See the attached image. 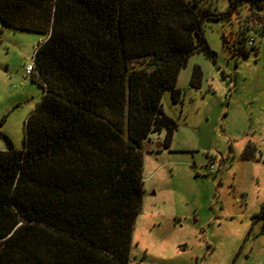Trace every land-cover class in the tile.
Listing matches in <instances>:
<instances>
[{
	"label": "trees",
	"instance_id": "1",
	"mask_svg": "<svg viewBox=\"0 0 264 264\" xmlns=\"http://www.w3.org/2000/svg\"><path fill=\"white\" fill-rule=\"evenodd\" d=\"M226 1L218 12L210 0H0L3 27L44 36L23 148L0 131V264L130 263L142 142L165 130L168 147L176 129L164 90L178 100L189 56L214 55L205 21L247 5L264 30V0ZM237 41L247 56L249 38ZM199 77L195 68L193 86Z\"/></svg>",
	"mask_w": 264,
	"mask_h": 264
},
{
	"label": "rangeland",
	"instance_id": "2",
	"mask_svg": "<svg viewBox=\"0 0 264 264\" xmlns=\"http://www.w3.org/2000/svg\"><path fill=\"white\" fill-rule=\"evenodd\" d=\"M210 2L218 12L228 6ZM252 11L244 5L229 20L205 21L214 55L191 54L177 75L178 100L170 89L162 94V112L176 129L168 147L165 130L142 142L143 195L129 264H264V30ZM242 32L253 40L252 48L245 42L247 56L237 47ZM43 39L0 23V131L19 150L42 96L25 68ZM209 159L215 174L205 169Z\"/></svg>",
	"mask_w": 264,
	"mask_h": 264
},
{
	"label": "built area",
	"instance_id": "3",
	"mask_svg": "<svg viewBox=\"0 0 264 264\" xmlns=\"http://www.w3.org/2000/svg\"><path fill=\"white\" fill-rule=\"evenodd\" d=\"M248 44L250 46L253 45V40L249 38ZM33 71H34V65H33V62H32L31 65H28L25 68V72H26L27 75H31V73ZM259 159L264 162V151L262 153H260ZM205 169H206L208 174H215L216 173L215 163H214V161L212 159L208 160V163H207Z\"/></svg>",
	"mask_w": 264,
	"mask_h": 264
}]
</instances>
